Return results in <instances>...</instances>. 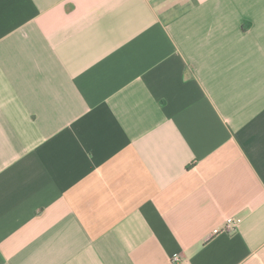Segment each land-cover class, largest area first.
Wrapping results in <instances>:
<instances>
[{
  "label": "crops",
  "instance_id": "0c3cea01",
  "mask_svg": "<svg viewBox=\"0 0 264 264\" xmlns=\"http://www.w3.org/2000/svg\"><path fill=\"white\" fill-rule=\"evenodd\" d=\"M0 264H264V0H0Z\"/></svg>",
  "mask_w": 264,
  "mask_h": 264
},
{
  "label": "built area",
  "instance_id": "2783aa9c",
  "mask_svg": "<svg viewBox=\"0 0 264 264\" xmlns=\"http://www.w3.org/2000/svg\"><path fill=\"white\" fill-rule=\"evenodd\" d=\"M241 220L236 218H230L227 220L224 230L227 232H235L240 224ZM217 232V231H216ZM180 261V256L175 255L173 257V262L178 263Z\"/></svg>",
  "mask_w": 264,
  "mask_h": 264
}]
</instances>
